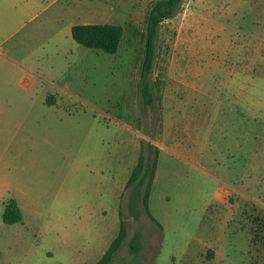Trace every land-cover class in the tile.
<instances>
[{"label": "rangeland", "instance_id": "1", "mask_svg": "<svg viewBox=\"0 0 264 264\" xmlns=\"http://www.w3.org/2000/svg\"><path fill=\"white\" fill-rule=\"evenodd\" d=\"M151 1L63 0L59 22L0 0V264H94L120 220L110 264H264V0H182L142 79ZM85 19L122 26L115 52L72 39ZM140 155L155 221L126 186Z\"/></svg>", "mask_w": 264, "mask_h": 264}, {"label": "trees", "instance_id": "2", "mask_svg": "<svg viewBox=\"0 0 264 264\" xmlns=\"http://www.w3.org/2000/svg\"><path fill=\"white\" fill-rule=\"evenodd\" d=\"M182 0H153L150 3L148 15L146 18L145 33H144V55L140 66V74L142 79H145L151 71L152 61L154 56V42L157 35V28L164 18L174 14L178 5ZM71 37L79 44L101 49L105 52L113 53L117 50L119 41L123 34V28L116 23H77L71 27ZM145 82V81H144ZM143 100L146 103H152L150 88L143 83L141 86ZM156 156L154 155L150 164H145L140 155L134 165L126 186L129 187L135 182L143 183L146 180L145 188L142 197V203L145 212L151 216L147 207V198L152 183L155 170ZM22 218L21 211L14 199L6 202L2 212V220L7 224L20 221ZM126 236V227L123 220L119 222V231L116 237L110 242L109 246L101 257L94 264H110L111 260L119 248L121 242ZM138 243L136 234L130 240V248L133 252L137 251Z\"/></svg>", "mask_w": 264, "mask_h": 264}, {"label": "crops", "instance_id": "3", "mask_svg": "<svg viewBox=\"0 0 264 264\" xmlns=\"http://www.w3.org/2000/svg\"><path fill=\"white\" fill-rule=\"evenodd\" d=\"M60 1V2H59ZM58 7L56 8L57 12L54 13V18H57V20L60 22H62V19H61V15L62 13L65 11V8H67L68 5L64 4L63 3V0H25L24 2V5L25 7L28 9L27 12H32V15L28 18V20H31L33 18H36L38 16V14H40L41 12L45 11V9L49 6V5H53V4H56L58 3ZM67 3H70V2H67ZM57 13V15H56ZM79 23H105V22H90L88 19H85L84 21H81ZM109 23V22H107ZM74 24H77V21H74V20H71L69 21L65 26L67 29H70L71 30V27L74 25ZM62 26V25H61ZM65 28V27H64ZM71 34V33H70ZM73 39V38H72ZM55 52L57 54L61 53L62 50H61V47H57L55 49ZM31 67V66H30ZM3 222V220H2ZM4 224L6 225H9L7 223L4 222ZM13 224V223H11ZM109 246V245H108ZM107 249V248H106ZM105 252V251H104ZM103 252V253H104ZM102 253V254H103ZM101 254V255H102ZM0 256H1V252H0ZM101 257V256H100ZM99 257V258H100ZM98 258V259H99ZM97 259V260H98ZM96 262V261H95Z\"/></svg>", "mask_w": 264, "mask_h": 264}]
</instances>
